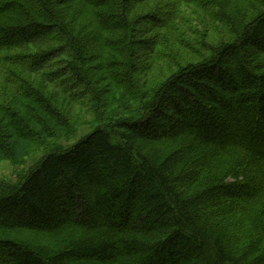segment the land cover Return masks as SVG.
<instances>
[{"label":"trees","instance_id":"trees-1","mask_svg":"<svg viewBox=\"0 0 264 264\" xmlns=\"http://www.w3.org/2000/svg\"><path fill=\"white\" fill-rule=\"evenodd\" d=\"M152 1L0 0V164L100 118L0 185V264H264V0H179L204 20L153 84Z\"/></svg>","mask_w":264,"mask_h":264},{"label":"rangeland","instance_id":"rangeland-1","mask_svg":"<svg viewBox=\"0 0 264 264\" xmlns=\"http://www.w3.org/2000/svg\"><path fill=\"white\" fill-rule=\"evenodd\" d=\"M152 4H161L163 7H171L173 13H177V18L168 27H165L160 31L163 35V38L166 39L165 44H161L155 48L154 53L152 54V60L154 62L152 73L149 76L150 83L153 84V81H159L163 76L172 70V65L175 60L181 58L184 60V56L187 57L189 54L192 55L190 50L179 45L180 41L184 43H189L191 39L194 38V35L190 34V26L195 29L196 23L203 21V12L195 6L185 5L179 0H153ZM78 22L82 19H77ZM186 23L190 24L186 26ZM199 30V27L196 28ZM217 35H213L212 39L215 40ZM181 54V55H180ZM177 55H180L176 57ZM117 99H113L111 103L110 112L119 110V103H115ZM78 103V104H77ZM77 103L74 105L72 121L76 127L74 134L68 137H60L51 145H58L60 147H66L73 143L77 138L85 134L91 127L94 126L96 121L100 120L94 114V103L91 101L89 96H83L77 100ZM97 117V118H96ZM95 118L97 120H95ZM51 145H41L38 147L32 148L30 154L26 156L19 162L3 161L0 164V185L2 183H11L13 184L18 177H20L24 172H26L29 167L34 165L41 156L47 152L49 149H52ZM31 242L33 244H48L53 245L54 241L60 240L62 234L57 236L48 233H31V232H22L18 235H15ZM58 244V242H57Z\"/></svg>","mask_w":264,"mask_h":264}]
</instances>
